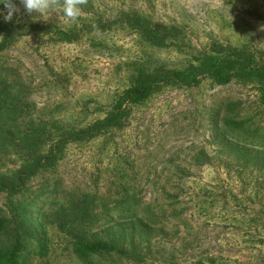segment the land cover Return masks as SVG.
I'll return each mask as SVG.
<instances>
[{
    "label": "rangeland",
    "instance_id": "obj_1",
    "mask_svg": "<svg viewBox=\"0 0 264 264\" xmlns=\"http://www.w3.org/2000/svg\"><path fill=\"white\" fill-rule=\"evenodd\" d=\"M13 2L11 21L0 14V179L10 185L0 214L23 218L46 244L22 264H264V169H254L264 158V84L166 82L125 103L119 123L73 136L111 114L142 71L182 77L203 55L263 64L264 0H85L75 23L60 9L42 17ZM142 18L183 33L152 43L134 22ZM228 98L242 99L249 115L228 116ZM229 117L255 128L231 135ZM39 160L16 186V174ZM86 194L96 206L77 220ZM131 199L140 205L127 206ZM100 238L143 259L76 253L77 242Z\"/></svg>",
    "mask_w": 264,
    "mask_h": 264
},
{
    "label": "trees",
    "instance_id": "obj_2",
    "mask_svg": "<svg viewBox=\"0 0 264 264\" xmlns=\"http://www.w3.org/2000/svg\"><path fill=\"white\" fill-rule=\"evenodd\" d=\"M121 20L117 19V22L127 25V18ZM135 20L136 24L140 27L143 37L158 45H165L168 40L177 38L183 33V31L176 26L155 27L150 19H134V22ZM229 55H231V51L225 53V57H228ZM233 55L237 60L242 58L238 54ZM205 77H211L219 84H228L234 81L253 83L256 85L264 84V63L261 65L256 63L247 66V68H242L239 66L238 62H233L230 66L226 62H221L218 58H214L211 55H203L200 59V63L194 68L192 73L182 77L167 76L163 71H155L154 73H144L142 71L136 77L137 81L125 89L121 99H119L115 106V110L111 114L99 121L92 129L81 130L80 132L73 134V136L74 138H77L93 135L107 126L119 123L127 113L125 103L130 104L151 96L166 82H176L186 85L187 87H192L198 86ZM221 107H223V109H228V116L232 115L230 113L234 111L236 112V117L247 116L249 115L248 112H250L245 111L244 103L240 98L225 99L222 102ZM252 110L256 109L253 108ZM225 127H230L229 132H231V135L238 130L245 129L247 131H252L255 128L249 120L235 121L230 117L225 120ZM218 129L220 128L216 126V133ZM241 142L243 144H251L249 140ZM257 145L262 149L264 143H258ZM52 154H54V151ZM263 159V154L259 153L257 157L258 167L254 169H258V171L264 169V163H262ZM42 163L43 160H39L34 163L29 171L23 170L18 172L14 180V182H17L16 186L24 184L27 176L35 173ZM9 186L10 185L7 181L0 179V190L8 189ZM42 192L43 191H40V193ZM89 195L90 194L84 195L83 198L78 200L74 205V208L76 209L75 216L78 218L77 220H83V218L88 217L96 206V199ZM229 195L235 200H243L241 198L238 199L235 194L230 193ZM130 203L137 207L140 205L141 201L138 199L127 200V206H129ZM79 208L80 212H78ZM150 216L157 222L161 221V219H169L166 213L158 215L157 217L159 218L157 220L155 219L154 214L151 213ZM258 217L263 218L264 215L259 213ZM178 218H183L182 214H180ZM4 240H7V242L4 243ZM33 251H38L40 253H45L46 251V244L39 239L36 232L26 225L23 218L15 216L8 217L0 214V264H22L24 259ZM75 251L80 257L85 259H90L94 254H100L104 258L116 262H137L143 259V255L139 250L135 248L126 250L118 244L116 240L111 238H100L87 243L79 241L76 243Z\"/></svg>",
    "mask_w": 264,
    "mask_h": 264
},
{
    "label": "clouds",
    "instance_id": "obj_3",
    "mask_svg": "<svg viewBox=\"0 0 264 264\" xmlns=\"http://www.w3.org/2000/svg\"><path fill=\"white\" fill-rule=\"evenodd\" d=\"M0 3H5L8 9L6 14L0 12L3 19L11 21L14 13L18 11L13 0H0ZM21 3L28 13H39L42 17L60 9L64 17L75 23L82 15L81 5L85 3V0H21Z\"/></svg>",
    "mask_w": 264,
    "mask_h": 264
}]
</instances>
